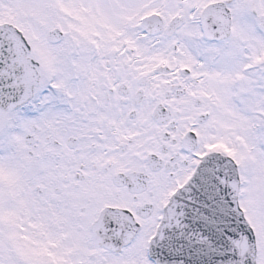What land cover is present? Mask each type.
<instances>
[{"label": "snow or ice", "instance_id": "snow-or-ice-1", "mask_svg": "<svg viewBox=\"0 0 264 264\" xmlns=\"http://www.w3.org/2000/svg\"><path fill=\"white\" fill-rule=\"evenodd\" d=\"M0 264H264V0H0Z\"/></svg>", "mask_w": 264, "mask_h": 264}]
</instances>
